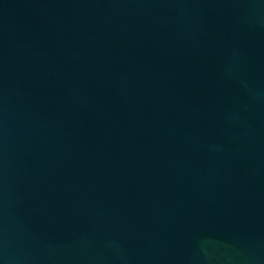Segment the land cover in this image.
Instances as JSON below:
<instances>
[{"label": "water", "instance_id": "obj_1", "mask_svg": "<svg viewBox=\"0 0 264 264\" xmlns=\"http://www.w3.org/2000/svg\"><path fill=\"white\" fill-rule=\"evenodd\" d=\"M0 264H264V0H0Z\"/></svg>", "mask_w": 264, "mask_h": 264}]
</instances>
